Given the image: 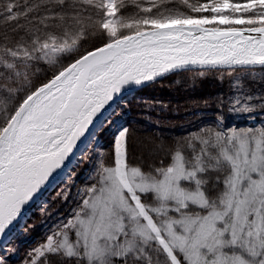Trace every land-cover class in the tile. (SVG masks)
Listing matches in <instances>:
<instances>
[{"label": "snow or ice", "instance_id": "obj_1", "mask_svg": "<svg viewBox=\"0 0 264 264\" xmlns=\"http://www.w3.org/2000/svg\"><path fill=\"white\" fill-rule=\"evenodd\" d=\"M180 70L226 73L217 107L264 112L242 75L264 72V0H0V264L26 209L62 175L68 202L84 164L92 182L24 264H264V123L221 116L130 157L137 88Z\"/></svg>", "mask_w": 264, "mask_h": 264}, {"label": "trees", "instance_id": "obj_2", "mask_svg": "<svg viewBox=\"0 0 264 264\" xmlns=\"http://www.w3.org/2000/svg\"><path fill=\"white\" fill-rule=\"evenodd\" d=\"M99 43V40L90 38L83 44L82 50L90 49ZM242 75L246 86L253 92L264 90V83L257 82L259 78L264 77V72L257 70ZM41 79L46 77L41 74ZM229 83L230 78L226 73L211 72L198 76L195 71H186L166 76L135 93V99L125 112L123 123L131 130L130 157L141 156L146 151L142 142L153 136L163 135L169 138V143H172L181 137L188 138L189 133L198 131L202 126L211 124L221 116L227 125L238 127L259 126L264 123L262 111L236 115L230 114L227 107H217L218 95L226 99L232 94ZM146 102H151L153 107L148 108ZM102 140V155L107 163L112 150L111 132L105 133ZM88 156L93 154L89 152ZM85 170H91L88 164L74 168V181H69V184L74 186L68 202H62L56 197V192L59 190L57 188L48 195L41 206L36 208V213L28 224L30 227L27 234H20V240L8 245V247H17L16 253L10 257V264H24L30 249L22 247L31 243L36 247L44 241L56 221L61 217L69 216L75 205L77 189L92 182L85 179Z\"/></svg>", "mask_w": 264, "mask_h": 264}, {"label": "water", "instance_id": "obj_3", "mask_svg": "<svg viewBox=\"0 0 264 264\" xmlns=\"http://www.w3.org/2000/svg\"><path fill=\"white\" fill-rule=\"evenodd\" d=\"M187 70H180V71H178V72H175V73H169V74H167V75H165V76H163V77H160V78H157L155 81H153V82H148V83H146L145 85H142V86H139L138 88H137V90H136V92L135 93H137V92H139L141 89H143V88H145V87H147V86H149L150 84H153V83H155V82H158L159 80H161L162 78H164V77H166V76H169V75H172V74H177V73H180V72H186ZM61 179H63V175L60 177V178H58V180L56 181V183L52 186V187H50L45 193H44V195L41 197V198H43V197H45L47 194H49L54 188H56L59 184H60V180ZM40 198V199H41ZM37 203H35V204H33V205H31L29 208H27L26 209V213H25V215L29 212V210L31 209V208H33L35 205H36ZM24 215V216H25ZM7 241H6V238H5V240H0V248H2L3 247V245H4V243H6Z\"/></svg>", "mask_w": 264, "mask_h": 264}, {"label": "rangeland", "instance_id": "obj_4", "mask_svg": "<svg viewBox=\"0 0 264 264\" xmlns=\"http://www.w3.org/2000/svg\"><path fill=\"white\" fill-rule=\"evenodd\" d=\"M119 123L120 124H122L123 125V123H124V116H123V118L119 121ZM103 143V140H102V137L100 138V144H102ZM90 172H91V170H88V171H86L85 170V173H86V175H85V179L86 180H89V175H90ZM84 173V174H85ZM61 185L59 184L55 189H57V188H59ZM54 189V190H55ZM48 198V195L47 196H45L43 199V202L46 200ZM42 202V203H43ZM42 203L40 204V206L42 205ZM36 213V209H35V211L31 214V216H29L27 219H26V221H24L25 223H26V225H28L29 224V222L31 221V219H32V217H33V215ZM22 234V233H21ZM23 236V235H22ZM20 238H21V236H20V234H18L17 236H16V239H14L10 244L12 245L15 241H17L18 239L20 240ZM9 244V245H10ZM35 247V244H30V245H27V246H24V247H22V248H28V249H32V248H34ZM29 252V251H28ZM19 255H21V254H19Z\"/></svg>", "mask_w": 264, "mask_h": 264}, {"label": "built area", "instance_id": "obj_5", "mask_svg": "<svg viewBox=\"0 0 264 264\" xmlns=\"http://www.w3.org/2000/svg\"><path fill=\"white\" fill-rule=\"evenodd\" d=\"M35 209V208H34ZM34 209H31L28 213H27V218L31 215V213L34 211ZM25 220V219H24ZM26 221V220H25Z\"/></svg>", "mask_w": 264, "mask_h": 264}, {"label": "bare ground", "instance_id": "obj_6", "mask_svg": "<svg viewBox=\"0 0 264 264\" xmlns=\"http://www.w3.org/2000/svg\"><path fill=\"white\" fill-rule=\"evenodd\" d=\"M54 189H55V188H54ZM34 208H35V207H34ZM34 208H33V209H34ZM34 211H35V209H34ZM34 211H33V212H34ZM33 212H32V213H33ZM32 213H31V214H32ZM26 215H27V214H26ZM26 215L24 216V219H25V220L27 219V216H26ZM30 216H31V215H30ZM25 220H24V221H25Z\"/></svg>", "mask_w": 264, "mask_h": 264}]
</instances>
